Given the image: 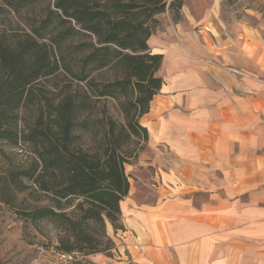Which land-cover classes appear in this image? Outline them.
I'll return each instance as SVG.
<instances>
[{
  "label": "trees",
  "instance_id": "trees-1",
  "mask_svg": "<svg viewBox=\"0 0 264 264\" xmlns=\"http://www.w3.org/2000/svg\"><path fill=\"white\" fill-rule=\"evenodd\" d=\"M181 1L1 0L0 9L41 12L27 17L28 30L0 31V141L31 154L20 162L0 150V202L39 231L51 225L60 254L113 246L106 222L120 227L126 145L147 139L139 117L162 83V54L147 40L154 15ZM112 100L124 122L109 112ZM20 193L30 202L17 208Z\"/></svg>",
  "mask_w": 264,
  "mask_h": 264
},
{
  "label": "crops",
  "instance_id": "crops-1",
  "mask_svg": "<svg viewBox=\"0 0 264 264\" xmlns=\"http://www.w3.org/2000/svg\"><path fill=\"white\" fill-rule=\"evenodd\" d=\"M244 1L182 0L147 40L162 83L139 123L163 169L119 202L134 264H264V0Z\"/></svg>",
  "mask_w": 264,
  "mask_h": 264
},
{
  "label": "rangeland",
  "instance_id": "rangeland-1",
  "mask_svg": "<svg viewBox=\"0 0 264 264\" xmlns=\"http://www.w3.org/2000/svg\"><path fill=\"white\" fill-rule=\"evenodd\" d=\"M170 1L166 0L167 3ZM222 3H225L229 9L240 10L247 1L222 0ZM45 4L46 1H43L41 7ZM0 5H2L1 0ZM41 7L37 4L34 9L20 10L19 12L1 7L0 31L9 33L13 30H28L27 17L33 18L38 15L41 12ZM174 15L175 12L172 8H166L163 12L155 14L157 23L152 34H156L164 28L165 24L170 26ZM55 80L62 82L63 77L59 76ZM55 80L44 81V83L49 86V83ZM108 107L115 119L124 122L123 114L116 101H109ZM19 147L21 146H11L0 141V150L17 161L27 162L31 157L30 152L25 145H22L21 149ZM126 150L131 157L129 162L124 164V172L128 175L132 189L136 187L138 194L142 198L148 199L152 196L149 187L153 188V184L157 185L160 182L159 175L163 169L162 160L159 159V147L151 145L147 139L131 137L126 145ZM5 159V155L0 151V165L4 164ZM28 202H30V197H26L25 193L17 195V208L28 204ZM116 224L120 227L115 228L110 222H106V234L113 244L108 251L86 255L78 252L60 254L54 249L56 232L51 225L41 222L38 224V227L41 228L39 231L28 220L16 214L11 207L0 202V264H98L97 259H93V256L95 258V254L99 253L108 257L106 262L100 264H134L120 247L116 238L118 229L122 228L120 218Z\"/></svg>",
  "mask_w": 264,
  "mask_h": 264
}]
</instances>
